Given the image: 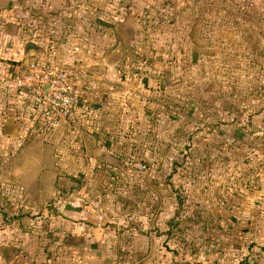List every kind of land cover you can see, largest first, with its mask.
Returning a JSON list of instances; mask_svg holds the SVG:
<instances>
[{"label": "crops", "instance_id": "0c3cea01", "mask_svg": "<svg viewBox=\"0 0 264 264\" xmlns=\"http://www.w3.org/2000/svg\"><path fill=\"white\" fill-rule=\"evenodd\" d=\"M148 1L0 0L1 79L26 72L30 62L59 63L78 67L84 87L72 119L45 130L37 101L0 85V95L12 104L25 102L0 111V138L12 148L5 153L8 177L0 179V264H67L72 257L83 264H173L189 256L192 233L202 237L200 244L220 247L224 228L234 231V216L264 215V29L258 33L254 26L257 18L264 25V11L253 10L264 8V0H238L252 9L242 16L253 32L233 37L232 72L248 76L231 81V98H206L198 115L195 102H185L179 114L185 122L172 134L182 129L187 137L183 167L173 164L171 170L160 157V85L140 80L131 86L117 64L127 55L115 59L123 49L115 25L131 22L122 8ZM224 3L216 0L215 6ZM95 8L103 15H94ZM18 17L26 29L22 39L15 29ZM80 39L89 52L96 45V58L83 62L75 47L70 56L59 43ZM20 120L29 123V139L13 151ZM148 136L155 139L145 148ZM141 158L155 163L150 179L128 167ZM176 193L184 197L178 200Z\"/></svg>", "mask_w": 264, "mask_h": 264}, {"label": "rangeland", "instance_id": "374dc122", "mask_svg": "<svg viewBox=\"0 0 264 264\" xmlns=\"http://www.w3.org/2000/svg\"><path fill=\"white\" fill-rule=\"evenodd\" d=\"M154 3L155 1L149 0L146 2V6L139 4L137 7L133 3L131 6L126 4L123 8L121 5L117 8H122L123 17H128L131 22L115 25L118 26L117 32L123 40V49L119 51V55L115 59L120 58L123 52L127 55L123 62L119 60L117 64H120L119 68H123L120 78L125 76L124 80H128L131 86L140 80H143L146 86L150 82H154L153 86L160 85L159 124L161 130L158 140L163 144L160 157L166 158L170 166L169 170H171L173 164L180 168L183 167V149L187 137L182 129L177 130L173 136L172 134L175 127L182 126V123L185 122L183 115H179L183 111L185 102L194 101L195 104L192 103L193 110L198 115L204 107L203 101H206V98L219 97L220 100H225L226 97L231 98L233 90L228 88L231 81L235 80L237 75H240V78H247L248 72H232V67L237 64V59L231 56V48L235 42L233 37L236 36V33H242L246 37L248 30L250 33L253 32V24L245 22L242 16H247L249 10L252 9L248 2L238 0H225L223 7L220 8L215 6L216 0H166L161 3L162 5ZM20 10H23L22 5H20ZM93 10L94 12L97 10L94 15H103V9L95 8ZM253 10L261 15L264 8L256 6ZM219 12L224 16L222 17ZM216 17H219L218 22L217 19L215 20ZM254 26L258 33L263 32V22L258 18ZM15 29L21 39L24 38L26 29L22 17L17 18ZM59 43L65 46L64 48L70 56H72L71 50L75 47L77 55L83 62L91 57L96 58L98 55V50H92L96 48V45L91 48V53L83 46L84 40L82 39L77 44L73 40H61ZM117 43L116 41L115 44ZM124 70H126L125 73ZM18 72L16 71V73ZM12 75L14 76V74ZM8 76H3L2 79L0 77V85H6V89L16 91L12 78ZM247 82L243 94H241L242 99L247 97ZM0 100L1 112L11 107L18 109V107H22L21 103H25L15 99L12 104L13 101L1 95ZM231 101H227V104L224 103V110L225 108L230 109ZM167 102L170 104L164 105ZM225 112L227 111L225 110ZM173 119L180 121V124L174 125ZM1 121L2 119H0V128ZM20 122L21 129L17 138L12 142L13 151L21 149L29 139V123L21 120ZM173 125L174 127H171ZM154 139L155 137L152 136L145 137L147 146L144 145V147L148 148ZM8 144L7 138L2 136L0 140V179L2 180H5L6 176L8 177L9 163L6 154L12 151ZM33 150L38 151V148L34 146ZM142 160L147 169L141 179H150L148 175L154 173L155 163L149 164L150 162L145 159ZM4 164L7 167L2 170ZM32 166V172L35 175L37 165L33 162ZM163 170V179H167V168ZM178 178L182 179L183 177L177 175ZM141 191H143L142 188ZM180 196L184 197L182 193H176L175 198L179 200ZM197 218L199 219V217ZM103 220L100 219L101 222ZM183 222L185 223V221ZM232 225L235 226L234 231H231L230 226L224 228V240L226 241L224 246L220 247L215 244L209 246L204 243L200 244L199 240H203L202 237L198 233H192L191 244L188 247L189 256L179 259L173 264H264V215L243 216L239 214L234 216ZM210 234L214 238V234ZM66 235L67 233L64 234V237ZM164 250H168V248ZM170 251L173 252V249ZM71 259V261L67 260V264H83L81 259L76 261L73 257Z\"/></svg>", "mask_w": 264, "mask_h": 264}, {"label": "built area", "instance_id": "2783aa9c", "mask_svg": "<svg viewBox=\"0 0 264 264\" xmlns=\"http://www.w3.org/2000/svg\"><path fill=\"white\" fill-rule=\"evenodd\" d=\"M81 70L59 63L39 65L30 62L26 72L12 78L13 86L32 96L38 104L45 130H50L72 119L84 96ZM128 167L139 176L146 166L130 161Z\"/></svg>", "mask_w": 264, "mask_h": 264}, {"label": "trees", "instance_id": "16d2710c", "mask_svg": "<svg viewBox=\"0 0 264 264\" xmlns=\"http://www.w3.org/2000/svg\"><path fill=\"white\" fill-rule=\"evenodd\" d=\"M24 73V72H23Z\"/></svg>", "mask_w": 264, "mask_h": 264}]
</instances>
